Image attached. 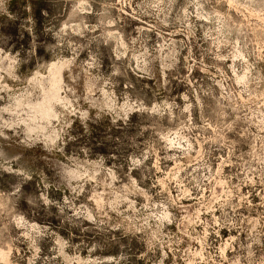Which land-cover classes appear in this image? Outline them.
<instances>
[{
  "label": "rangeland",
  "instance_id": "obj_1",
  "mask_svg": "<svg viewBox=\"0 0 264 264\" xmlns=\"http://www.w3.org/2000/svg\"><path fill=\"white\" fill-rule=\"evenodd\" d=\"M0 264H264V0H0Z\"/></svg>",
  "mask_w": 264,
  "mask_h": 264
},
{
  "label": "bare ground",
  "instance_id": "obj_2",
  "mask_svg": "<svg viewBox=\"0 0 264 264\" xmlns=\"http://www.w3.org/2000/svg\"><path fill=\"white\" fill-rule=\"evenodd\" d=\"M53 69V68H52ZM51 69V70H52ZM50 81H51V87L53 88L54 87V78L52 77L51 79H50ZM49 81V82H50ZM48 82V81H47ZM56 82V81H55ZM49 84V83H48ZM49 90V89H48ZM57 90V89H56ZM52 95V94H51ZM53 96V95H52ZM43 98H44V96H43ZM45 99H46V97H45ZM48 101V100H47ZM44 102V101H43ZM46 103V102H45ZM49 103V102H48ZM40 104V103H39ZM34 109V108H33ZM38 110H39V112H40V114H41V116H43V117H45V116H47L48 114H49V111H50V106H46V104H44V105H41L40 104V107L38 108ZM49 117V116H48Z\"/></svg>",
  "mask_w": 264,
  "mask_h": 264
}]
</instances>
